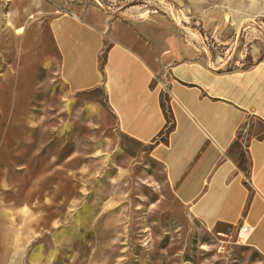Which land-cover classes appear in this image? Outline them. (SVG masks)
<instances>
[{
    "label": "rangeland",
    "instance_id": "rangeland-1",
    "mask_svg": "<svg viewBox=\"0 0 264 264\" xmlns=\"http://www.w3.org/2000/svg\"><path fill=\"white\" fill-rule=\"evenodd\" d=\"M150 1L215 68L264 62V0ZM16 9L0 0V264H264L237 232L188 213L150 149L117 130L102 88L70 93L44 70L52 46L26 45L38 21Z\"/></svg>",
    "mask_w": 264,
    "mask_h": 264
},
{
    "label": "crops",
    "instance_id": "crops-1",
    "mask_svg": "<svg viewBox=\"0 0 264 264\" xmlns=\"http://www.w3.org/2000/svg\"><path fill=\"white\" fill-rule=\"evenodd\" d=\"M13 1L16 16L38 21L26 45L38 38L45 57L52 46L44 70L70 93L102 88L117 130L150 149L188 213L221 235L249 225L248 249L264 259V62L215 68L150 0H119L116 11L99 0Z\"/></svg>",
    "mask_w": 264,
    "mask_h": 264
},
{
    "label": "built area",
    "instance_id": "built-area-1",
    "mask_svg": "<svg viewBox=\"0 0 264 264\" xmlns=\"http://www.w3.org/2000/svg\"><path fill=\"white\" fill-rule=\"evenodd\" d=\"M252 228L249 225H244L238 233V242L243 245H247L250 238Z\"/></svg>",
    "mask_w": 264,
    "mask_h": 264
}]
</instances>
